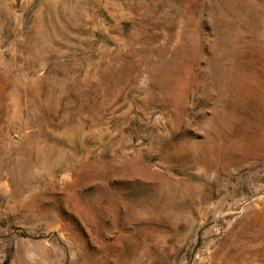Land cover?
<instances>
[{
  "label": "rangeland",
  "instance_id": "obj_1",
  "mask_svg": "<svg viewBox=\"0 0 264 264\" xmlns=\"http://www.w3.org/2000/svg\"><path fill=\"white\" fill-rule=\"evenodd\" d=\"M0 264H264V0H0Z\"/></svg>",
  "mask_w": 264,
  "mask_h": 264
}]
</instances>
